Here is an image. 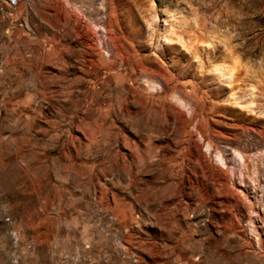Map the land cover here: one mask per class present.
Wrapping results in <instances>:
<instances>
[{"label":"rangeland","instance_id":"374dc122","mask_svg":"<svg viewBox=\"0 0 264 264\" xmlns=\"http://www.w3.org/2000/svg\"><path fill=\"white\" fill-rule=\"evenodd\" d=\"M15 17L0 264H264V0H20Z\"/></svg>","mask_w":264,"mask_h":264},{"label":"built area","instance_id":"2783aa9c","mask_svg":"<svg viewBox=\"0 0 264 264\" xmlns=\"http://www.w3.org/2000/svg\"><path fill=\"white\" fill-rule=\"evenodd\" d=\"M20 0H0V3L2 4V11L0 12V15L3 18L8 19V24L10 27H14L17 22V18L15 17V14L17 13V8ZM4 63V55L0 51V72L2 71ZM120 248L122 251H124V246L121 243ZM131 255H134L131 254ZM83 259L79 258V255L77 253L75 254H68L64 255L62 258H59L56 264H80ZM134 260V258H133ZM87 261V259H86Z\"/></svg>","mask_w":264,"mask_h":264},{"label":"crops","instance_id":"0c3cea01","mask_svg":"<svg viewBox=\"0 0 264 264\" xmlns=\"http://www.w3.org/2000/svg\"><path fill=\"white\" fill-rule=\"evenodd\" d=\"M2 4L0 3V12L2 11ZM17 14V13H16ZM15 14V15H16ZM12 28L13 27H10L9 24H8V19L7 18H3L1 15H0V51H2L3 55H5V49H6V40H9L11 39V36H12ZM15 31V30H14ZM5 47V49H4ZM5 78L4 76V72H0V95H4V85H2V79ZM2 96H0V100H1ZM124 247H125V254H126V251H128L127 249V244L124 243ZM131 247H136V245H131ZM121 264H131V260L129 258H126V260L123 258L120 260ZM167 264H170V260L167 261Z\"/></svg>","mask_w":264,"mask_h":264},{"label":"bare ground","instance_id":"6f19581e","mask_svg":"<svg viewBox=\"0 0 264 264\" xmlns=\"http://www.w3.org/2000/svg\"><path fill=\"white\" fill-rule=\"evenodd\" d=\"M220 71V70H219ZM228 73V72H227ZM229 76V75H228ZM149 80V79H148ZM146 81V80H145ZM147 83H148V85L149 86H152V84H153V81L152 80H149V81H147ZM155 84V83H154ZM158 84V83H157ZM155 86V85H154ZM155 88V87H154ZM220 158V157H219Z\"/></svg>","mask_w":264,"mask_h":264}]
</instances>
